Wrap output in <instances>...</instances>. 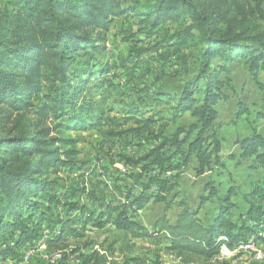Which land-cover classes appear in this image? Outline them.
Returning <instances> with one entry per match:
<instances>
[{
  "label": "rangeland",
  "instance_id": "obj_1",
  "mask_svg": "<svg viewBox=\"0 0 264 264\" xmlns=\"http://www.w3.org/2000/svg\"><path fill=\"white\" fill-rule=\"evenodd\" d=\"M195 3L207 14L218 17L216 21L223 22L219 27L229 31L230 28L255 31L264 27V0H235L232 3L195 0ZM124 5L132 7L134 2L124 0ZM15 11L5 0H0V24L13 30L7 36L5 33L1 35L0 42L5 38L10 42L29 40L33 38V30L38 29L34 22L22 20L21 23L11 24V15ZM140 15L129 14L128 17L113 20L108 30L102 33L101 42L97 44L99 49L89 48L87 55L78 58L72 67L76 72L87 73L89 69L94 74L91 87L85 90L80 101L93 104L94 112L87 118L93 120L95 126L88 130L64 131L57 127L68 118L55 121L51 113L49 119L42 123L35 112H24L15 109L11 102H0V139L7 140L26 133L34 140L43 141L70 137L75 144L69 148L77 151L74 161L79 162L78 166L83 165L79 171L71 172L70 167L64 166L56 174H49L48 178L56 182L52 193L59 198V202L50 203L46 196L35 199L42 204L43 215H33L32 221L37 226L33 242L22 245L15 256L0 259V264H264V243L254 237L249 239L251 245L246 243L234 249L225 247L219 256L207 260L192 255L178 256L168 251L169 243L165 235L137 240L119 232L114 225L117 213L110 218V223H106L109 219L108 205L120 206L128 201L127 196L135 197L142 192L134 178L141 172V167L127 164V161L136 160L153 149L161 134L171 133L177 126L193 121L191 115L186 114L178 123H173L171 106L158 103L154 95L156 90L170 94L180 90L181 80L196 71L195 50L189 44L180 45L177 39H173L179 28L176 23L169 21L149 32V24ZM19 26L30 29V34ZM16 34L22 36L16 39ZM157 46L160 47L157 49ZM229 69L230 74H223L222 78L232 88H224L227 99L217 105L216 130L222 141V165L213 163L204 175L197 176L198 164L193 159L188 166L176 172L180 177L172 197L168 198L173 203L171 209L166 210L164 202L152 201L140 210L127 211L135 222L152 232L161 218L167 217L173 223L185 208L197 212L200 220L210 224L218 214L221 197L230 188L236 192L231 220L239 226L247 225L256 230L264 227V195H250L254 190H264V166L255 158L243 159L237 146L253 131L264 137V74L255 81L244 61L233 63ZM80 75L86 77L82 73ZM45 94L46 89L43 88L31 97L37 108L47 103ZM27 98L22 96V100ZM243 106L249 109V114L239 116ZM122 107L130 110L138 108L140 113L128 117L119 111ZM97 116L102 117L99 123ZM143 120H151L152 123L144 128L145 123L140 122ZM48 128L47 135L45 130ZM52 146L62 147L60 143ZM64 150L65 147L60 149ZM5 156L10 163L19 160V155L14 152ZM99 181L105 182L109 188L106 190V201L92 203L85 195L71 197L73 190L90 189ZM209 184L218 190L217 197L210 198ZM174 194L176 198H173ZM66 195L70 197L68 203L87 206L94 218L84 223L88 214L82 218L78 211L70 212L63 199ZM205 199L210 200L204 204ZM251 206L258 210L248 215ZM100 222H105V225L101 227ZM62 223L68 227L59 239ZM32 235L30 231L29 236Z\"/></svg>",
  "mask_w": 264,
  "mask_h": 264
},
{
  "label": "trees",
  "instance_id": "obj_2",
  "mask_svg": "<svg viewBox=\"0 0 264 264\" xmlns=\"http://www.w3.org/2000/svg\"><path fill=\"white\" fill-rule=\"evenodd\" d=\"M223 1L232 3L235 0ZM5 2L16 9L15 14L11 15V24L34 22L38 29L33 30V38L29 40L10 42L5 38L0 42V102H11L15 109L24 112L33 111L42 123L49 119L51 113L55 121L68 118V121L57 127L64 131L88 130L95 126L94 121L87 118L94 112L93 104L80 101L85 90L91 87L94 74L89 69L87 73L76 72L72 67L78 58L87 55L89 48L99 49L97 44L101 42L102 33L108 30L113 20L140 13L143 21L149 24V32L169 21L176 23L179 28L173 39H177L180 45L189 44L194 48V65L197 68L193 74H187L181 80L182 86L178 92L170 94L156 90L154 96L158 103L171 106L173 123H178L186 114H190L193 121L177 126L171 133L161 134L153 149L136 160L127 161V164L141 167V172L134 178L142 192L135 197L127 196L128 201L120 206L108 205L106 209L109 211V219L106 223H110V218L117 213L114 225L119 232L137 240L165 235L169 243L168 251L178 256L192 255L207 260L219 256L225 247L234 249L248 243L250 237L264 243V227L256 230L247 225L239 226L231 220L233 199L236 197L232 188L221 197L218 214L210 224L200 220L197 212L185 208L173 223L167 217L161 218L152 232L135 222L127 212L140 210L152 201L164 202L166 210L171 209L173 203L168 198L177 188L180 177L176 172L188 166L193 159L198 164L197 176L204 175L213 163L222 165V143L216 130L219 115L217 105L227 99L224 88H232L222 75L230 74L229 66L233 63L244 61L252 78L258 81L260 75L264 74V27L255 31L231 28L229 31L219 27L223 22L216 21L218 17H214V14L209 15L203 11L195 0H133L132 7H126L124 0ZM1 25L0 36L13 33L11 28ZM19 27L30 34V29ZM19 36L22 34H16V39ZM80 73L86 77H81ZM43 88L46 89L47 103L37 108L31 97ZM22 96L28 98L22 100ZM119 111L128 117L140 113L138 108L130 110L122 107ZM246 114H249V109L243 106L239 116ZM97 117L99 123L102 117ZM140 122L145 123L144 128L152 123L151 120ZM49 131L48 128L45 133L48 135ZM43 133L40 132L41 135ZM55 143H60L65 150L60 151L61 148L52 146ZM74 144L75 140L70 137L43 141L34 140L29 133L7 140L0 139L1 261L7 256H15L18 249L27 242H33L37 227L35 221H32L33 215H43L42 204L35 199L46 196L50 203L59 202V198L52 193L56 182L48 178L49 174H56L64 166L70 167L71 172L83 168V165L78 166L79 162L74 161L77 151L69 148ZM238 144L243 159L255 158L257 163L264 166L263 136L253 131L250 137ZM12 152L19 155V160H14V163H10L5 156ZM208 187L210 198L219 195L214 186L209 184ZM108 189L105 182L99 181L92 184L90 189L83 187L82 190H73L71 197L85 195L92 203H100L106 201ZM250 195L262 197L264 190H254ZM69 198L66 195L63 199L70 212L78 211L82 218L88 214L84 223L94 218L87 206L68 203ZM209 200L205 199L203 203ZM250 210L248 215L258 208L251 206ZM100 223L101 227L105 225V222ZM62 224L59 239L68 227ZM30 231L32 236H29Z\"/></svg>",
  "mask_w": 264,
  "mask_h": 264
},
{
  "label": "built area",
  "instance_id": "obj_3",
  "mask_svg": "<svg viewBox=\"0 0 264 264\" xmlns=\"http://www.w3.org/2000/svg\"><path fill=\"white\" fill-rule=\"evenodd\" d=\"M46 233V232H45ZM39 246H42L43 244H38ZM247 248H253V247H247ZM256 256H258L257 251H256Z\"/></svg>",
  "mask_w": 264,
  "mask_h": 264
},
{
  "label": "bare ground",
  "instance_id": "obj_4",
  "mask_svg": "<svg viewBox=\"0 0 264 264\" xmlns=\"http://www.w3.org/2000/svg\"><path fill=\"white\" fill-rule=\"evenodd\" d=\"M44 237V236H43ZM46 238V237H45ZM249 245H251V243L249 244ZM248 246V245H247ZM263 258V257H262Z\"/></svg>",
  "mask_w": 264,
  "mask_h": 264
},
{
  "label": "crops",
  "instance_id": "obj_5",
  "mask_svg": "<svg viewBox=\"0 0 264 264\" xmlns=\"http://www.w3.org/2000/svg\"><path fill=\"white\" fill-rule=\"evenodd\" d=\"M221 143H222V141H221ZM237 146H239V144Z\"/></svg>",
  "mask_w": 264,
  "mask_h": 264
}]
</instances>
